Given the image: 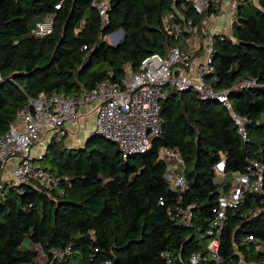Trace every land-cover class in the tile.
<instances>
[{"label":"trees","instance_id":"trees-1","mask_svg":"<svg viewBox=\"0 0 264 264\" xmlns=\"http://www.w3.org/2000/svg\"><path fill=\"white\" fill-rule=\"evenodd\" d=\"M91 1L0 0V134L40 92L73 95L104 79L118 82L144 57L171 46L188 59L200 55L202 21L218 12L214 0H205L200 13L184 0H107L101 22ZM168 13L171 26L190 21V30L174 36L163 24ZM46 16L51 31L34 35V23ZM118 29L122 37L109 44L105 38ZM211 51L212 69L203 79L214 90L243 77L256 81L228 95L232 111L246 119V142L219 102L169 86L159 100L160 133L143 153L123 158L97 134L77 147L53 135L35 161L57 178L55 187L2 184L0 264H36L28 245L46 254L69 247L51 264H192V254L200 255L193 264H264V180L259 194L246 193L225 210L214 255L206 248L211 209L229 175L244 172L248 159L264 158V0H238L230 34H214ZM161 147L182 159V192L163 177ZM219 155L221 179L214 172ZM188 206L191 218L183 226L177 209Z\"/></svg>","mask_w":264,"mask_h":264},{"label":"built area","instance_id":"built-area-1","mask_svg":"<svg viewBox=\"0 0 264 264\" xmlns=\"http://www.w3.org/2000/svg\"><path fill=\"white\" fill-rule=\"evenodd\" d=\"M192 4L193 9L200 13L205 0H184ZM218 3V12L211 14L202 21L201 54L188 59V56L177 46L169 47L164 55L156 53L144 57L136 71L127 70L118 82L108 79L97 82L89 91H81L73 95L63 93H43L29 98L16 112L4 133L0 134V190L3 182L14 185L38 184L52 188L57 184V178L47 168L40 165L42 152H31L44 139L51 136L63 137L75 132L78 119V108L92 105L94 112L92 132L115 143L123 158L147 151L151 141L156 138L161 129L159 116V100L162 88L169 86L177 91L193 90L200 99H209L224 106L237 126V132L243 142L247 135L244 129L246 119L236 115L231 108L228 95L233 90L254 86L256 81L243 77L226 88L214 90L203 77L211 72V37L216 34L214 22L218 16L225 14L227 21L233 16L238 0H214ZM90 6L95 8L101 22L107 21L109 4L107 0H92ZM174 19L173 13L163 18L165 27L171 28L174 36H180L182 31L188 32L190 21H183L181 26L170 25ZM213 26V27H212ZM52 28V20L46 16L36 21L33 34L42 36ZM109 37H112L109 35ZM255 124H258L256 121ZM36 155H38L36 157ZM158 158L167 165L163 177L168 186L177 192L186 187L184 175L181 172L182 159L175 149L161 147ZM223 156L214 165L216 175L223 177ZM9 166L7 176L4 168ZM264 180V158L248 159L244 172H232L228 185L216 200V206L211 209L212 219L206 233L212 235V240L206 248L214 255L217 237L220 233L225 210L238 205L244 194H259ZM161 203V202H160ZM188 206L177 209V216L183 226H188L191 218ZM247 239L251 240V236ZM36 252V264H51L59 261L69 253V247L49 249L44 253L39 246L28 245ZM199 254L190 255V263H195ZM104 264H108L105 262ZM164 264H170L166 261ZM239 264H244L240 262Z\"/></svg>","mask_w":264,"mask_h":264},{"label":"rangeland","instance_id":"rangeland-1","mask_svg":"<svg viewBox=\"0 0 264 264\" xmlns=\"http://www.w3.org/2000/svg\"><path fill=\"white\" fill-rule=\"evenodd\" d=\"M225 19V17L223 18H219L218 19V24L219 27H222L223 24V20ZM116 36H112L109 37V35L105 38V40L108 43H111L113 41H115ZM92 114L88 115L86 117V119L81 118L79 120V129L74 132L73 134H67L65 136H63L64 138V144L70 147H77V146H81L84 139L89 135L90 132H92ZM76 133V136L74 135ZM48 142V139H44L43 141H41L37 146H35L34 148L31 149V152H35L36 154L39 153V149L41 152H43L44 147L46 146ZM38 155H36L37 157ZM221 179V176L218 175ZM28 241L24 240L21 244L22 248H25L27 246Z\"/></svg>","mask_w":264,"mask_h":264},{"label":"crops","instance_id":"crops-1","mask_svg":"<svg viewBox=\"0 0 264 264\" xmlns=\"http://www.w3.org/2000/svg\"><path fill=\"white\" fill-rule=\"evenodd\" d=\"M225 17V19L223 20V26L222 27H219V24H218V19L219 18H223ZM209 24V27L214 24V28H215V33L218 34V33H221V34H225V35H229L230 34V21H227V16L224 14H221V16H218L214 22H211L209 21L208 22ZM213 27V26H212ZM92 114V121H93V116H94V112H93V109H92V105L89 104V105H83V106H80L78 108V119H77V124L75 126V132L79 129V120L81 118L83 119H86V117L88 115ZM93 123V122H92ZM78 128V129H77ZM76 136V133L74 134ZM70 147V146H68ZM9 169V166L7 165V167L4 168V176H7V171Z\"/></svg>","mask_w":264,"mask_h":264},{"label":"water","instance_id":"water-1","mask_svg":"<svg viewBox=\"0 0 264 264\" xmlns=\"http://www.w3.org/2000/svg\"><path fill=\"white\" fill-rule=\"evenodd\" d=\"M109 35L110 36H116L115 41L109 43V44H112L113 45V44L117 43L120 40V38L122 37V30L121 29H118V30L110 33Z\"/></svg>","mask_w":264,"mask_h":264}]
</instances>
